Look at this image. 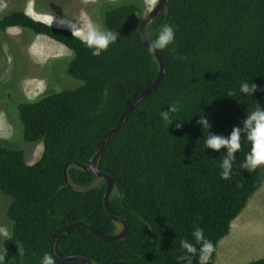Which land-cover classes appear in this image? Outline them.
<instances>
[{
	"label": "trees",
	"instance_id": "obj_1",
	"mask_svg": "<svg viewBox=\"0 0 264 264\" xmlns=\"http://www.w3.org/2000/svg\"><path fill=\"white\" fill-rule=\"evenodd\" d=\"M144 11L143 0L91 4L87 12L93 20L118 33L99 55L71 31L23 11L0 17V33L19 28L32 34L27 43L45 36L69 50L66 73L81 82L17 105L24 142L42 145L35 163L27 164L22 150L0 140V193L8 199L5 215L12 224L11 238L1 247L0 255L7 252L4 264H42L46 252L55 264H81L61 261L53 252L55 238L74 222L107 235L120 231L102 207L105 181L78 165L87 163L98 140L157 75V61L138 33ZM165 24L173 26L175 37L157 50L165 63L163 80L110 138L98 166L113 178L109 206L127 222L128 235L106 242L73 229L58 244L65 255L92 264H187L179 260L185 251L181 240L195 243L192 233L199 227L215 247L209 261L214 264L218 243L261 187L264 166L240 168L251 148L243 133L227 180L221 178L227 150L207 149L205 140L209 132L228 137L257 104L264 108V0H171L147 25L149 42ZM245 81L261 90L241 93ZM172 104L179 110L171 114V124L161 113ZM203 114L210 129L197 123ZM246 264H264V258Z\"/></svg>",
	"mask_w": 264,
	"mask_h": 264
},
{
	"label": "rangeland",
	"instance_id": "obj_2",
	"mask_svg": "<svg viewBox=\"0 0 264 264\" xmlns=\"http://www.w3.org/2000/svg\"><path fill=\"white\" fill-rule=\"evenodd\" d=\"M98 1L0 0V17L11 11H23L37 21L71 31L70 24L76 27L88 22L98 25L87 12V8ZM143 1L144 17L157 0L155 3ZM47 17L52 18L51 23ZM31 35L19 28H8L0 33V140L9 149L22 150L29 165L40 158L42 145L24 142L17 105L24 99L34 100L44 92L50 94L81 85L66 73L70 51L45 36H36L27 43ZM253 196L251 201L255 206L245 208L231 223L230 233L218 243L214 264H246L264 258V178ZM7 206L8 199L0 193V226L7 227L11 234L12 224L5 215ZM5 239L0 236V252Z\"/></svg>",
	"mask_w": 264,
	"mask_h": 264
},
{
	"label": "clouds",
	"instance_id": "obj_3",
	"mask_svg": "<svg viewBox=\"0 0 264 264\" xmlns=\"http://www.w3.org/2000/svg\"><path fill=\"white\" fill-rule=\"evenodd\" d=\"M155 3V0H153ZM51 23V17L46 18ZM71 29L72 35L79 38L89 48H94L96 51L94 55H99L100 51L106 50L108 46L115 42L118 37V33H113L110 30L102 29L99 25L92 22H88L79 27L75 25H68ZM175 30L172 25L165 24L157 38L150 42V51L155 52L156 50H162L174 41ZM261 90L255 83H249L247 81L242 82L239 91L245 95H252L254 92ZM234 92H229L228 96H234ZM177 104L169 106L167 111L161 113V117L164 121L170 122L171 114L178 111ZM203 128L210 129L211 125L208 122L207 117L203 114L197 121ZM183 122L177 123L176 127L179 129L182 127ZM242 133L246 136V139L250 142V151L246 154L245 160L240 164V168L246 170H255L260 166H264V108H261L257 104L251 112H248L246 119L243 121V127H233L230 135L224 137L209 132L208 137L205 140V146L207 149L214 151H220L226 149V154L221 163V178L229 179L233 164L235 162V154L241 150L242 144ZM195 243L189 242L188 240H181L182 249L184 254L179 257L181 261H187V264H193V259L198 256V264H209L215 247L213 243L206 239L203 234V229L196 227L192 233ZM0 236L10 239V232L7 227L0 226ZM199 245V248H197ZM19 254L23 255L22 247L17 246ZM7 255L6 249L3 255H0V264H4L5 257ZM42 264H55V258L50 253H45L42 258Z\"/></svg>",
	"mask_w": 264,
	"mask_h": 264
},
{
	"label": "water",
	"instance_id": "obj_4",
	"mask_svg": "<svg viewBox=\"0 0 264 264\" xmlns=\"http://www.w3.org/2000/svg\"><path fill=\"white\" fill-rule=\"evenodd\" d=\"M171 0H157V3L153 6V8L144 16V18L141 20L139 27H138V33L141 39V42L145 49L152 54V56L155 58L158 64V72L153 80V82L144 90H142L139 94H137L130 103L126 106V108L123 110L121 115L119 116L118 120L114 124V126L107 131L97 142L94 153L92 157L87 161L85 165H78L79 168L84 170L87 173H92L96 179H103L105 181V188L103 192L102 197V207L105 212V214L111 218L114 222L118 223L121 226L120 231L117 234L114 235H107L101 230H99L96 227H93L89 224H86L84 222H74L72 224H69L64 228V230L55 238L53 242V252L57 259L64 261V262H77L81 264H92L87 258L82 256H73V255H65L61 253L58 249L59 241L67 235L70 231L73 229L83 228L91 232L94 236L99 238L102 241L106 242H116V241H123L127 235H128V224L127 222L119 217L117 214H115L110 206H109V196L113 188V178L105 173L99 170V163L101 159L102 150L107 144V142L110 140L111 137H113L119 129L122 127L126 119L128 118L129 114L133 111V109L149 94H151L162 82L164 74H165V63L159 52L156 50L155 52L150 51L149 45L150 42L147 38L146 34V27L148 24L151 23L154 17H156L158 14L163 12L167 6V4ZM110 264H129L124 261H115Z\"/></svg>",
	"mask_w": 264,
	"mask_h": 264
},
{
	"label": "crops",
	"instance_id": "obj_5",
	"mask_svg": "<svg viewBox=\"0 0 264 264\" xmlns=\"http://www.w3.org/2000/svg\"><path fill=\"white\" fill-rule=\"evenodd\" d=\"M16 29H17V28H16ZM40 37H43V36H40ZM27 52H28V54L30 55V52H29V50H27ZM30 56H31V55H30ZM261 190H262V188H261ZM253 197H254V196H252V198H253ZM252 198L250 199V201L248 202L247 206L245 207L246 209H248V208H250V207H254V206H255V203H252V201H251V200H252ZM261 204H262V202L260 203V205H261ZM260 205H259V206H260ZM258 208H259V207H258ZM258 208H257V209H258ZM246 209H245V210H246ZM257 209H256V210H257ZM229 233H230V232H229Z\"/></svg>",
	"mask_w": 264,
	"mask_h": 264
}]
</instances>
